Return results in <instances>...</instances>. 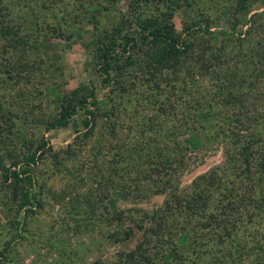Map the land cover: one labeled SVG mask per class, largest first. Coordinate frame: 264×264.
<instances>
[{"label": "rangeland", "instance_id": "obj_1", "mask_svg": "<svg viewBox=\"0 0 264 264\" xmlns=\"http://www.w3.org/2000/svg\"><path fill=\"white\" fill-rule=\"evenodd\" d=\"M168 1L0 0V264H125L119 254H144L152 264L264 257V175L234 178L243 163L230 142L264 134L257 120L264 119V0H180L173 22L192 50L178 63H157L139 21ZM109 36L123 65L111 70V82L98 65ZM80 88L98 99L91 124L51 128ZM259 138L251 173L264 158ZM35 149L37 204L17 212L2 175ZM229 179L240 194L230 205ZM208 199L194 212L192 200ZM211 213L217 233L204 240Z\"/></svg>", "mask_w": 264, "mask_h": 264}, {"label": "trees", "instance_id": "obj_2", "mask_svg": "<svg viewBox=\"0 0 264 264\" xmlns=\"http://www.w3.org/2000/svg\"><path fill=\"white\" fill-rule=\"evenodd\" d=\"M181 6L180 0H169L166 6V10L164 12L158 11L153 13V15L143 17L139 21L140 31L139 36L140 39H146L151 45L154 43L156 45V55L152 56L151 59L156 61L157 63L164 61L163 58L171 57V59H176V62H180V56L183 54H189L192 50L191 43H185V41L177 36L175 30V24L173 22V12ZM256 15V14H255ZM206 29L209 26L206 24ZM250 28L245 30V32H249ZM128 40V38H127ZM132 40V39H131ZM128 41L122 46L121 52H126L131 45H128ZM116 43L112 37L106 38L103 42H101L99 48V70L108 79V82L113 81L111 77V70L115 73L117 70L121 69L123 65L117 60V55L114 56V52L117 50L115 47ZM117 53V52H116ZM204 55H206L204 53ZM114 58V59H113ZM221 99V98H220ZM98 105V99L94 92H83L82 89H78L75 93L67 100L64 104H62L57 117L53 119L50 123L51 128H60L66 127L70 123L75 121V124H79V126H84V128L91 124L92 116L94 114V108ZM90 107H93L90 108ZM74 118V119H73ZM73 119V120H72ZM259 124L264 119H257ZM77 127V126H76ZM259 127H261L259 125ZM78 128V127H77ZM80 129V128H78ZM242 129V128H241ZM241 131V130H240ZM252 133L248 134H236L234 137L231 138V144L238 148L239 156L236 157L238 162H242L243 165H237L236 169L234 170L232 176L234 178H250L253 180L254 173L256 171L259 172L258 180L263 179L264 175V158L259 159L258 164L254 165L255 170L251 173L252 162L257 160L252 154L253 149H255V143L260 142V136L264 137V134L258 135L255 134V131H251ZM262 146H257L256 149H260ZM45 148V142H42L38 146L39 151H43ZM40 158V154L37 155L36 149L28 154L22 161L15 162L11 167L4 169V173L2 175L3 181L8 183L12 188L13 198H16L17 205L19 209L17 212H20L23 209L25 211H32L33 207L36 206L37 200L35 194L32 192L33 190V183L31 178L32 168L37 163V160ZM260 166V167H259ZM1 170V168H0ZM232 181L229 179L227 181V185L225 186L224 190L226 189L229 192V197H225L229 200L227 204L230 205L231 197L240 195L234 192V184L229 185L228 182ZM222 186V185H221ZM220 193V192H219ZM223 193V192H221ZM208 200H204L202 202H198L192 200L190 205H194L192 209L194 212L199 213L200 210H205L208 207ZM222 203V201H221ZM223 205L221 209H223ZM232 208V207H231ZM32 209V210H31ZM226 208H224L223 212ZM222 213V212H221ZM155 219V215L152 217ZM219 221V218L216 216L215 213H211L209 216V221L211 226H206L205 237L207 240L209 234L217 233L215 231V222ZM156 223V226L159 222ZM164 226V225H161ZM156 236L160 235V231L156 230L154 232ZM133 235V232H127L124 234V238H130ZM194 245V244H193ZM141 249V244L139 250ZM141 253V251L139 252ZM119 257L125 259V264H152L149 263L151 260H148L146 255L144 254H119ZM264 257H259L256 264H264ZM154 264V263H153Z\"/></svg>", "mask_w": 264, "mask_h": 264}]
</instances>
